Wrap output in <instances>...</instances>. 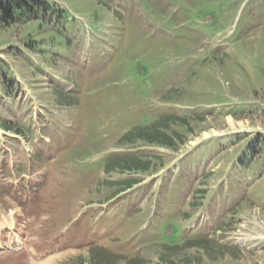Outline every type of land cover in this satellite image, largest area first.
<instances>
[{
	"label": "rangeland",
	"instance_id": "rangeland-1",
	"mask_svg": "<svg viewBox=\"0 0 264 264\" xmlns=\"http://www.w3.org/2000/svg\"><path fill=\"white\" fill-rule=\"evenodd\" d=\"M48 1L66 9L64 22L57 16L42 25L0 21V179L21 189L24 178L42 175L52 165L60 179L48 190L50 195L65 178L75 181L65 203L52 207L57 213L52 221L63 219L70 225L83 216L86 232L102 228V242L124 251L120 244L126 238L115 242L114 214L121 217L130 210L146 218L149 210L159 207L160 185L187 174L184 182H195L188 190L179 186L188 192L183 213L189 207V219L181 222L193 231L210 233L213 246L207 252L183 246L169 253L161 244L151 245L143 255L154 257L155 264H264V0ZM57 33L69 39L68 46ZM137 49L144 51L135 58L136 67L145 71L129 69L131 80L145 86L151 82L157 59L164 72L170 70L171 76L163 73L148 84V93L134 82L115 88L108 80L115 66H123L130 50ZM96 88H106V95L94 97ZM142 107L151 115L172 111L190 121L189 127L165 122L154 127H168L176 147L119 142L125 131L147 124ZM7 123L15 128L7 129ZM20 124L23 134L15 133ZM71 126L72 133L67 131ZM63 140L69 143L65 151L53 154L56 148L51 149L49 158L37 152L41 144L53 148ZM242 145L247 149L241 156ZM111 151L150 158L152 169L107 171L105 158ZM26 159L39 162L35 173L26 171ZM16 165L23 167L20 173ZM126 178L139 183L113 196ZM6 192H0V205L8 207L0 211V222L11 212L24 211L14 208L22 194ZM188 201L197 206L190 207ZM51 211L40 219L36 213L29 217L33 242L58 232L49 221ZM134 218L123 220L124 236L138 225ZM67 241H72L71 235ZM52 252L43 250L44 255ZM96 252L63 247L40 264H128L125 256Z\"/></svg>",
	"mask_w": 264,
	"mask_h": 264
},
{
	"label": "trees",
	"instance_id": "trees-1",
	"mask_svg": "<svg viewBox=\"0 0 264 264\" xmlns=\"http://www.w3.org/2000/svg\"><path fill=\"white\" fill-rule=\"evenodd\" d=\"M53 4L48 0H0V21L3 24H11L16 23L17 21L21 20L22 22L26 23L29 21H39V24H43L44 22L48 21L51 22L50 19L57 17H62L61 21L64 22L65 18L69 16L67 11L63 9H59L55 7L54 12ZM52 13L53 15L51 17H47V13ZM57 14V15H56ZM58 34V33H57ZM60 38H63L65 41V45L68 46L67 41L68 38L64 37L62 34H58ZM62 50V49H61ZM204 117H201L200 119H203ZM158 122H165V125L167 123H178L179 125L183 126H190V121L186 118H183L181 116L175 115V116H168L167 118L161 119L153 124L145 125V126H139L134 128L133 130L125 133L120 138V143H127L132 141H145L148 143H159L165 146L169 147H176L178 144L177 141H174V135H168L166 130H168V127L161 125L159 128L154 129L156 124ZM160 123V124H161ZM4 126L7 129H13L15 128L12 124H4ZM16 130H22L20 127H18ZM257 140V139H256ZM259 140V138H258ZM253 147L254 144H251ZM255 151V150H254ZM256 152V151H255ZM249 153V155H256V153ZM105 168L107 171H113V170H120V171H126V170H142L144 172L150 171L152 169L151 167V159L147 158L145 156L139 157L136 155H128L124 153H115L109 156L105 162ZM138 179L134 178H126L124 180H121L120 182L123 184L122 188L119 189H125L127 187L132 186L134 183H136ZM171 190V189H170ZM117 192V191H116ZM173 192V191H172ZM171 191L168 193L169 195L172 194ZM196 202L190 203V205H196ZM172 203L168 202V206L171 207ZM215 240L209 238V237H200V238H192L188 239L182 244L178 243H165L162 244V248L165 250V252H176L179 250L180 247H188V248H198L202 249L205 252L213 246V243ZM98 249L93 248L92 251L95 252L94 254H97L96 252ZM112 256V255H111ZM116 258H119V256L113 255ZM128 264H147L144 261H140L137 259H132L125 257ZM94 260L98 262V258L94 257ZM97 264V263H96ZM160 264V262H158Z\"/></svg>",
	"mask_w": 264,
	"mask_h": 264
}]
</instances>
